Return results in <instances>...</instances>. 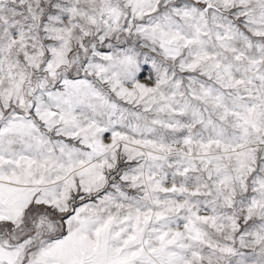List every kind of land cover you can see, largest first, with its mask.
Returning a JSON list of instances; mask_svg holds the SVG:
<instances>
[{"label": "snow or ice", "instance_id": "1", "mask_svg": "<svg viewBox=\"0 0 264 264\" xmlns=\"http://www.w3.org/2000/svg\"><path fill=\"white\" fill-rule=\"evenodd\" d=\"M0 264H264V0H0Z\"/></svg>", "mask_w": 264, "mask_h": 264}]
</instances>
